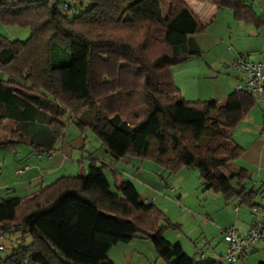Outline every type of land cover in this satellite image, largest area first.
Wrapping results in <instances>:
<instances>
[{"label":"trees","instance_id":"trees-1","mask_svg":"<svg viewBox=\"0 0 264 264\" xmlns=\"http://www.w3.org/2000/svg\"><path fill=\"white\" fill-rule=\"evenodd\" d=\"M217 1L235 21L264 24L245 0ZM0 22L30 30L26 42L0 36V147L51 153L69 121L89 128L116 161H148L169 174L194 168L204 189L257 207L248 172H223L241 156L231 132L254 96L187 102L174 83L175 66L202 56L195 37L208 27L183 1L0 0ZM106 169L92 161L85 174L0 200V231L30 236L0 264H113L108 251L134 239L150 241L165 264H194L164 237L179 225L120 175L111 186Z\"/></svg>","mask_w":264,"mask_h":264},{"label":"crops","instance_id":"crops-1","mask_svg":"<svg viewBox=\"0 0 264 264\" xmlns=\"http://www.w3.org/2000/svg\"><path fill=\"white\" fill-rule=\"evenodd\" d=\"M181 1L190 8L199 24L208 27L204 34L195 37L202 56L175 66L174 83L187 102L222 101L235 92L238 85L244 86L240 70L239 73H236V69L231 71L230 63L240 57H245L249 61L260 60L264 46L253 48L254 45L250 44V41L259 37V31L264 25L256 27L253 24L235 21L228 9L219 7L217 0ZM245 1L258 16L264 17L262 8L260 12L255 10L253 6L255 0H250L252 4ZM225 45L228 47L225 48ZM212 53L214 56L210 58ZM250 55H254V58ZM261 112L253 107L231 132L233 141L242 149L241 156L232 164L231 169H243L248 172L250 181L245 187L258 193L256 199L264 196V116ZM67 125L63 138L51 153H38L28 144L0 147V200L27 197L41 188L52 185L60 178L85 174L91 162L96 161L106 166L105 174L108 181L107 173L109 174L112 185L113 174L120 175L135 187L141 200L153 198V205L168 218H174V211L178 217L188 215L187 212L192 214L193 211L198 212L196 208L204 202L202 207L204 210L198 215L202 221L199 238L206 240L211 252L205 254L204 250L199 249L196 246L197 239L188 240L193 243L191 249L180 236L169 231L164 233L168 243L178 244L183 253L195 262L197 251L203 252L205 257L203 262L224 260L227 245L222 240L223 236L221 238V230L235 227L240 236L246 235L252 218L251 209L247 206L249 210L240 213L238 207L244 204L241 205L234 200L239 205L234 209L235 220L230 218L228 222H222L225 216L218 220L213 210L215 204L217 208H223L231 201H225L220 194L204 189L194 168H185L176 174H169L148 161L129 157L116 161L102 147L99 139L91 134L89 128L82 130L77 127L71 128V125L75 124L69 121ZM17 166H28L29 170L18 175ZM254 204L264 211V197L259 203L254 200ZM203 215L207 220L201 218ZM210 226L216 227L220 238L217 239L207 233ZM179 229L172 231L176 232ZM107 257L113 264H165L158 259L153 246L142 239L113 246ZM261 262L264 263V238L236 264Z\"/></svg>","mask_w":264,"mask_h":264},{"label":"rangeland","instance_id":"rangeland-1","mask_svg":"<svg viewBox=\"0 0 264 264\" xmlns=\"http://www.w3.org/2000/svg\"><path fill=\"white\" fill-rule=\"evenodd\" d=\"M247 1L249 3H251L250 0H247ZM255 1L256 2L253 5L255 10L257 12H260V8H262L264 10V0H255ZM87 8H89V4H85L82 8L79 7L78 5H76L67 14H68L69 17H73L75 15H78L80 13V10H82V9L86 10ZM0 36L5 37L9 41L26 42L28 40L29 36H30V30L28 28H23V27L14 26V25H4V24H2L0 22ZM250 44L254 45L253 48H260V47L264 46V27H262L260 29V31H259V37L253 39L252 41H250ZM227 47H228V45H225V48H227ZM59 53H60V51H59ZM66 55L68 56L67 53H66ZM213 56H214V54L212 53L209 57L212 58ZM250 57L254 58V55H250ZM69 58L72 60V56L70 54H69ZM231 71H233V70H231ZM236 73H239V70L236 69ZM228 75H230V74H228ZM255 107L258 109L259 112L262 111L263 112V116H264L263 105L257 103L254 106V108ZM87 114L90 115V113H86V115ZM86 115L84 114L82 116L81 119L83 121H84ZM90 116H92V115H90ZM71 128H76V126L75 125H71ZM91 134H93V133H91ZM230 171H231V167L223 169V172L226 175H228L230 173ZM107 175H108L109 181H110V183L112 185L110 176H109L108 173H107ZM263 197H258L257 199L255 198V202H258V203L262 202ZM220 198H222V197H220ZM203 203L204 202L200 203L199 204L200 206H198L196 208L198 212L193 211V214L187 212L188 215H186L184 217L183 216L178 217L177 216L178 215L177 212L174 211V213H173V217L174 218H168V217L167 218L170 221H172L173 223H177V224L181 225L180 229L178 231H176V232L172 231V230H169V232L171 234H176L177 236H180L183 240H185L184 241L185 243L187 242L186 243L187 247H190L191 249H193V247H192L193 243L191 242L192 243L191 244L190 242H188V240L190 238H194L195 241H196V239H197L196 246H198L199 249L204 250L205 254H208V252H211V249L209 248L208 244L206 243V240L204 238H199L200 237V235H199L200 234V229H201L200 225L202 224V221L198 217V215H199V213L201 211L204 210V208H202L203 205H204ZM238 206L239 205H238L237 201L233 200V201L227 203V205H225L223 208H217V205L215 204V207L213 208V210H214V213L216 214V218L218 220H220V218L222 216H225V219L222 222H228V219H230V218L235 220L236 215H235L234 209L236 207H238ZM238 208H240V213H245L246 212L245 210H249V208L247 206H245V205H242L241 207H238ZM260 211H261V215H263L264 211H262L261 209H260ZM250 212H252V209L250 210ZM201 218H203L204 220H207L204 215L201 216ZM215 228H216L215 226L208 227L209 231L207 233H209L210 236L214 235L213 237H217V239H218V237L220 238V235H219L220 233H218V231L215 230ZM222 229H224V228H222ZM221 238H222V235H221ZM214 240H212V241H214ZM22 241H23L24 244H28L30 242V236H29L28 233H24V232L18 231V232H14V233H12L10 235H5L4 237H0V246L3 248V251L0 252V259L4 260L6 257H8L11 254L12 250L14 248H16ZM147 242H148V244H150V246H152L150 241H147ZM216 261H219L221 264H228L225 260L218 259Z\"/></svg>","mask_w":264,"mask_h":264},{"label":"built area","instance_id":"built-area-1","mask_svg":"<svg viewBox=\"0 0 264 264\" xmlns=\"http://www.w3.org/2000/svg\"><path fill=\"white\" fill-rule=\"evenodd\" d=\"M229 68L238 69L242 74L244 86H237L235 91L245 90L254 96L255 102L262 104L264 109V52L258 61H249L244 58H237L230 63ZM29 170L28 166H17L18 175ZM145 205L153 204V198L141 200ZM251 222L245 236H240L235 227L221 230L223 240L227 245V252L223 259L228 264H236L244 258L256 243L264 238V214L261 215L259 208H253L251 212ZM0 231V237H4ZM3 248L0 246V252ZM197 260L194 264H200L205 257L202 251H197Z\"/></svg>","mask_w":264,"mask_h":264}]
</instances>
